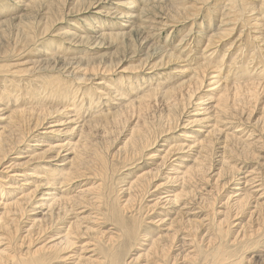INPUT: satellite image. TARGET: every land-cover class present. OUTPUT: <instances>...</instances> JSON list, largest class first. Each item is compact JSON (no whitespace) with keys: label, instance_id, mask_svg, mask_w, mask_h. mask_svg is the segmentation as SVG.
Wrapping results in <instances>:
<instances>
[{"label":"rangeland","instance_id":"obj_1","mask_svg":"<svg viewBox=\"0 0 264 264\" xmlns=\"http://www.w3.org/2000/svg\"><path fill=\"white\" fill-rule=\"evenodd\" d=\"M0 1H1L0 12H3L5 10V13H0V61L1 58L4 56L8 55L9 57H14L18 55L19 52H23L22 53L23 55L20 54L22 56L19 58L21 59L20 64H24L21 67L23 69L31 68L30 62L37 60L36 58H44V57L56 59L57 60L56 62L59 65H61V63H65L66 60L67 62H69L73 58V61L69 62V64L72 65L73 63H75L76 66L80 64V66L83 68H86L85 66H87V68H90L93 66V64H95L96 67L98 65L101 66L106 63L109 65L113 62L115 67L118 66L117 67L118 69L115 67L112 69V71L115 69L114 70L115 72L114 71L108 72L107 75L100 74L93 78L92 73H89V78L92 79L91 80L92 82L90 81L84 84L82 88L81 89L79 88L80 90L76 92V94L79 97V103L80 102L81 103L79 107L73 110L74 112L73 115L77 120L79 119L80 121L86 122L90 120L92 116L98 115L108 109L112 110V112L116 110L118 111L119 109H122L126 106V104L129 102V99L131 101H137V100L140 101L141 99H143L144 97L142 98V96L144 95V92L150 90L149 88L154 90L160 87L162 88L164 87V85L166 87L168 82L173 83L174 81L175 82L179 81L181 79L180 78L181 76L175 77L173 76V74L169 75V77L165 79L166 78V74H164L166 73L165 69L168 70V69H172L173 67H176L173 66V64L166 63V65L162 68L160 67V68L152 69L154 65L160 63L159 60L161 61V58L159 57V53L156 51V47L157 48L158 46L163 47L162 45H164V42H166V40L170 41L169 43H165V45L168 44L167 50L171 51L170 53L176 52L177 56H179L181 60L185 61L183 64L190 65L189 63H191L193 67V71H194V65L196 64H204L205 62L208 65V70H206L205 72L203 71L199 72L201 73L198 79L201 81L200 84L197 83L198 80L191 82L175 96L177 102H179L180 104L186 103L187 101L192 99L191 104L188 103L189 105L187 106L186 111L184 112H182L181 110L179 111V117H176L174 120L171 119L168 120L171 112V108H169L170 102H167V100L163 99L160 96V92L156 95L157 97L155 96L145 97V99H147L148 101L147 110L140 111L139 108L140 104H136V106L133 107L134 109L130 108L129 111L125 110L121 114L120 118H122V120L120 119V122L116 123L111 120L112 122L110 123L103 122L101 123V125L99 124L98 128H96L97 126L95 127L96 129L92 128V131L89 129L91 131L90 133L91 141L89 140V138L88 140L92 155H89L90 158L88 159L90 161L94 159L93 161L96 162V157L94 158L93 155L94 151H96L100 157H103L105 161V165L107 167V174L105 175V180H103V185H106V188H108L106 189L105 193L111 196V198L113 199L112 201L115 200L117 201L118 198L117 204H121L120 202L124 199L125 195H127V193L124 190L128 189V187L132 182L137 181L143 175L149 173L153 174L151 176L152 178L149 183V188H151L150 193L144 195H137V200L135 202L136 205H134L135 206L134 208H136V213L137 211H139V213L142 216V217L137 216L139 217L137 218V220L141 222L142 227H144L147 230L149 229L148 231L155 233V234H151L149 238L152 237L157 238L158 235L160 236L162 230H165V228L160 226L159 223L156 221H158L160 218H164L165 220H168L170 218L174 219L177 216L175 214V211L179 212V210H181L180 215L183 216H180L179 219L182 223L188 226L187 229L189 234L191 235L190 237H187V240L184 239V241L186 240L187 242H191L189 244L190 245L193 244L192 247L196 248V249L193 248L195 249L193 250L192 248L188 247L189 248L188 252L189 253L192 252L191 254H193L194 256L193 259H195V264L198 263L210 264V262L211 264H227V261L219 263L218 259L221 254L232 255L231 258L230 255L225 256L226 258L227 257L229 258L228 261L230 260L233 261L234 259H236L233 257V254L231 252L235 248V246L233 245L235 242H237V239L239 237L244 236L245 234H248L250 231L253 230L254 227H257L256 228L257 231L262 230L260 226L259 227L257 226L259 225L257 222L258 216L256 214H253L252 216V213L254 210L256 211V212L254 211L255 213H258V211H260L259 209L260 207H258L257 210L255 209L257 201L260 203H264V87H259L260 89L256 90V95L252 96L254 99L252 98L247 99L246 95L250 93V90L248 89L244 91L236 92V93H241L239 99H241L243 103L240 104L235 103L233 97L230 99V101L228 100L226 104L228 107L225 109L228 115L225 110L223 111V113L222 112L220 113L218 107L216 108L215 101H213L211 98H207L204 101L205 105L200 107L199 109L200 112L199 111L195 112V110H196V104L200 103L198 102V100H200L204 96L206 91L210 89L209 87L210 82L212 80H215L213 79V75H211V73L215 70V68L218 67L217 65H219L220 63L223 62L226 64L221 73V76L223 77L221 83L224 84L227 83L231 85V87H237L239 85L242 86L248 85L249 83L253 82L251 79L249 80V76H251V73L253 74L256 73V71L250 72L249 69L252 70V68H255L260 70V67L264 62L263 61L264 56L262 55V53H264V42H263L264 24H262L264 22L263 19L264 15L263 14L260 15L258 10L251 12V10L257 8V5L255 4L256 1L237 0V3L233 9L231 7L233 5V0H221V1L210 0L209 2L203 4L202 7L201 5H198L199 8H197V6L193 3L194 2L193 0H189L188 2L191 5L188 2H185L187 7L195 6V8L197 9L194 13H191L189 19L187 20L188 22H186L187 23L186 24L183 21L182 22L180 21V23H175L177 16L171 8V5H173L172 2H174L175 4V1L173 0H134V4L136 5L134 9L135 10L137 9V11L143 10L144 11L143 15L139 16L138 18L139 21L136 20L137 18H135L136 20L135 31L132 32L131 35H127V37L121 35L122 37L119 36L117 38L111 35H113V33L116 34V33H121L123 31L121 30L119 31L118 29V27H120L121 25L120 22H122V20L117 18L116 14H118L120 11L123 12L126 11V9L124 8L122 9L120 7H117V4L125 0H39L34 4V6H25L21 2L22 0L20 1L14 0L15 2L12 0H0ZM32 1H36V0H28V4H30ZM228 2L229 4H227ZM20 5L21 7L22 6L23 7L21 8ZM247 10L251 13H249ZM95 12H97L98 14L96 15ZM239 12L241 14H238ZM229 14L230 16L231 15L232 16L230 17ZM241 15L244 16V19L243 16ZM255 19L259 21V22L257 21L258 26L256 25ZM221 20L223 21V23L225 22V24L221 23L222 22ZM89 23H91L93 27H90ZM252 23L254 24L252 25ZM106 24L111 26V28L113 29L102 30V27L103 26L105 27ZM142 26L143 27L145 26V30H142V28L140 29V27ZM146 27H148L149 29ZM255 27H258L261 30ZM89 28H93V31L89 32L86 30ZM214 28L216 29L214 30ZM139 29L140 31H137ZM67 31L70 32L66 36L65 33ZM185 32L189 34V36L184 38L185 40L181 42V39H183ZM104 33L105 35H103ZM169 34H171L172 38L170 37L169 39H167V36ZM218 35L220 36V38L218 37ZM103 36H107V37L105 38ZM213 38L215 41L211 43ZM216 39L218 40L221 39V40L220 41L217 40L216 42ZM70 44L73 45V48L70 46ZM212 44L214 46H212ZM149 46H151L152 48L149 49ZM187 46L188 47L190 46L189 48L192 51ZM154 49L155 51L152 52ZM74 50L77 51L78 53L74 52ZM213 52L215 53L216 56L214 55ZM146 53H150V54L146 55ZM223 57L225 59H223ZM16 59L17 58H11V60H16ZM196 59L198 60L196 61ZM87 61H89V63ZM236 61L238 64L240 63L241 65L239 64L238 66V64L235 63ZM25 62L27 63V65H25ZM115 62L117 63V65ZM242 63L245 66L249 65L247 68L248 70L247 69L242 70L241 68V66L243 67ZM229 64L232 66H230ZM233 64L235 66H233ZM0 65H5V64L2 61L0 62ZM133 67L138 68V70L136 71L135 68ZM38 70H42V67L38 68ZM123 70H125V72H123ZM259 70L257 71V73H260L262 71ZM246 71H248V73ZM39 73L40 72H37V74L22 73L23 75H19L17 78H10L9 81L12 80L16 86L17 84H19V86H17L19 88L16 90V92H14L13 96L9 99H5L7 97L4 98V93H3L4 90L2 89L4 88L5 92L6 90L8 91L9 89H12L13 82L8 81L4 83L2 82V80H4L3 78H5L6 76L5 75H2L4 77L0 76V102L3 103V105H1L0 103V106H3L0 109H6V111H10L11 109H15L18 103L19 105L16 108L20 107L21 105L24 106L25 104L29 106L35 103V100L39 98L40 92L43 95L42 96L43 99L47 97L52 98L53 97L52 95H54V90L49 92L50 94L47 93L46 91L43 93L42 91H39L40 86L43 85V82H41L40 78L42 77L44 81V78L47 77L46 75L45 77L38 75ZM33 75L36 76L34 77ZM158 75H160L161 79L164 77L163 79H165V81L164 80H160V82L156 80L148 81L149 78L152 79L153 77ZM55 76L52 79H57L58 81L52 80V82L53 84L54 83L56 84V85L54 84L55 86H58L60 85V82L64 83V81L66 79H69L70 78L69 76L71 75L65 71H62V74L60 73ZM135 78H137L136 81L133 80ZM260 78L261 79H257L256 82H261L264 84V75H261ZM101 79H104L103 83H105L104 85H102L103 89H100L101 88L100 87L98 90H95L94 85H96V83L99 82V80ZM226 79H228V81ZM144 80L146 82L148 81L147 85L142 84V81ZM236 80H238V83ZM110 82L112 84H116L118 82L120 83L117 84L116 87L114 86V89L111 91L110 88L106 86L107 84H110ZM26 83L28 84V87H30L32 90L29 89L27 85H25ZM130 83L133 85H130ZM151 84L153 86H151ZM156 85H158L157 88ZM140 87L143 88L145 87L144 88L145 90L139 89ZM33 88L35 89L33 90ZM54 89L56 90L57 88L54 87ZM115 90L118 91L121 90L124 93V96H122V98L119 97L116 98L117 100L114 103H108V99L103 98L101 95L102 92L105 94H107V92L108 94L111 92L117 93ZM142 90L144 91L143 93H141ZM26 93L28 95L36 94L35 99L26 98L28 99L26 100L24 96V98L17 100L18 97L17 95L19 94H21L20 96L27 95ZM232 93L235 94V92ZM242 93L244 94V96H242ZM234 94L232 96H234ZM50 95L52 97H49ZM87 95L90 96L87 97ZM110 95L113 97L112 94ZM5 96L7 95L5 94ZM10 99H13L14 101L12 102V100ZM24 99L26 103L23 102ZM19 100L22 101L23 104ZM137 111H139V113ZM5 112H3L2 114H5ZM140 112H142L141 117H140ZM91 113H95V114H91ZM196 113H198L199 115L198 118L202 119L203 121L200 126H197L196 124H191V125L189 124L190 118L195 117L194 115H197ZM4 117H6V114L4 115ZM86 117H88V119ZM2 118L3 117H1L0 115V119ZM179 118H180V121L178 122L179 126L175 128L177 125V120ZM60 119H62L61 122L62 126L59 127H63L64 124L68 123L67 119L63 117L55 118L54 120L51 121V123H55ZM144 122H146V124ZM51 123L49 124L51 125ZM214 124L220 126L219 128L223 130V133L222 134L218 133L217 135L213 136L214 138L213 141H215L214 142L215 144L212 143L207 151L201 153L202 154L201 157L205 161L203 162L205 167V174L203 176H195L188 184L190 186V189L188 190L187 193L189 194L188 197L189 198L192 197V199L194 198V200L189 203L183 202L182 206L178 209L173 208L170 205L164 207L163 205L160 204V202L157 201H159L161 198H163V200L165 201L166 200L165 198H167V194H166L167 191L170 192L171 190L173 192V193H169L171 195L180 192L179 185L181 182L178 177H181V172L186 170L185 166H187V164L188 166L192 165L191 161L196 159L195 156L198 149L196 147L190 148L191 150L187 149L188 145H191L192 140L194 139L193 138L184 139L181 138L180 135L183 134V132H188L189 134H191L193 132L192 130H194L195 133L198 132L197 135L194 134L195 137H197V139H200L201 141L207 135L206 132L212 130L211 127ZM50 125H46L44 128L40 129L38 133H35V136L40 135L39 137H43V134H39V133H44L46 131H50L51 129L56 130L54 127H52V125L51 126ZM94 125L95 124H93V126ZM77 127H79V125ZM135 127H143V128L152 127L153 128V129L151 128L152 134H156L158 135V137H161L159 140H157L158 142L156 145L148 148L145 152L146 153L145 155L151 153L152 156H146V157L144 156L139 161H136L135 159L137 156L129 157V155H131L130 148L129 150L127 148H124L127 142L131 140L130 134ZM62 133L63 132H60V137L62 139H65ZM232 134H234L235 136ZM227 135H229L230 138L227 139V141H225L224 139L228 137ZM233 136L235 137V140H233L234 138ZM45 138L44 139L41 138V139L46 140ZM68 138L69 136L67 137V139ZM59 139L60 138H56V140ZM67 139L62 142H66ZM78 139H79V135L77 136V140ZM128 139L129 141H127ZM37 140L38 139L36 138L33 140L34 142H30V143L36 145L37 142L35 141ZM53 140L54 138H52V141ZM37 144L39 145V148L36 149L37 151L36 153H39L40 149L45 147L44 146L45 144L44 143H37ZM162 145H166V146H162ZM169 148L176 150L175 152L176 156L174 155V157H172L170 161L167 160L166 163H164L163 156L166 154ZM183 148L185 149L183 150ZM120 149H122L123 151L122 150L119 151ZM25 151L30 152L31 149H26ZM204 153L206 156L204 155ZM65 154L66 152H62L60 157H56V155H54L53 159L51 160L52 161L51 166L62 165L63 162L61 161L63 160ZM29 157H30L29 153L24 154L21 159V162L27 161ZM181 157L182 159L184 158L183 160H186L183 165L180 163L179 158ZM12 158H15V156L13 155ZM9 159L10 158H7L6 161L9 164L0 169L1 172L6 173L5 175L11 174L8 173L7 170H4V168H7L8 166H10V164L14 162L13 160L8 162ZM38 164H43V161H39ZM35 172L36 171H32L30 173L33 174ZM35 174L37 175V173ZM1 175L4 174H0V176ZM14 179L20 181L17 183L23 189L20 191L21 193L24 192L30 193L33 190H35L34 188L36 187V184H35V180L32 179V177L27 178L29 180L27 183H24L25 182L23 181L25 180L24 177H16ZM167 179L170 180V182H168ZM252 179L253 181L250 182V180ZM3 181L10 182L9 179ZM84 183L85 181L83 180H81L80 182H76L72 187V189L70 190L69 197H72L74 198V200L79 201L81 199V195L79 192L87 188L85 187L86 185H84ZM87 183H93L95 187H98L100 184V182L96 181L95 179H89ZM162 183L163 184L165 183L166 190L163 189L157 190L156 187ZM4 184L5 183L2 182L0 183V185L2 186ZM18 185H16L15 188H17ZM256 185L258 186V188H256L257 187ZM57 186L60 187V185ZM110 186L113 187V188L111 187L113 189L112 191H109L111 190L109 188ZM59 187H55V188H59ZM43 191L44 190H40L41 193ZM41 193H39L38 195H40ZM83 193L85 195L86 194L89 195V199H91L94 196L93 193H88V192L87 193L83 192ZM64 194L65 193H61L60 195H58V197H63ZM246 195L247 197L249 196V200L251 201V202L249 201L247 205L249 209L245 207L244 210L247 211H245L244 213H242L241 211L240 213L239 210H241L240 209L241 202L243 201L242 199H244ZM14 196L15 195H13L12 198H14ZM239 200L241 201L240 203H238ZM156 202L158 206H155ZM186 203H187L186 209H183ZM249 206L252 208H250ZM85 211L87 212L83 216H86L88 218L96 217V208L89 207L88 209H85L80 212H85ZM168 212L171 214H169ZM167 214L169 215L167 218H165ZM127 217L129 219H132L131 215L129 214L127 215ZM27 218L29 217L27 216L24 219V222H22L21 229L25 228L26 226L30 228L29 222L26 220ZM153 218H155V221L152 222ZM182 218L183 220H185L184 222ZM198 219L201 221L203 225V229H202L203 231L200 229L201 231L200 232L198 231L197 238H195L194 236L196 235V230L194 229L196 228L194 227L196 226H194V224ZM199 220L197 222H200ZM91 226H95L97 230L100 228V230L102 231H106V230L111 231V225H108L109 226L108 227L106 224L105 227V225L101 226L100 224L93 223L91 224ZM220 230L224 231L226 234L222 238L218 234ZM35 231L33 232V234L36 235L35 236L31 235L32 240H34L32 245L39 247L43 245L45 241L43 242V239L41 240L38 239L37 232L35 233ZM185 232H187V230ZM253 233L254 232H250L249 234H253ZM16 235H17L15 239L16 243L14 244L15 251L26 252L28 250L27 249L28 245L30 244L26 242H29L30 239L25 238L26 235L24 233H21V231H18ZM212 236H214V238ZM242 238H240L239 240H241ZM200 240L202 242H200ZM78 241L79 242L76 245L77 248L74 249L73 251L74 253H72L71 255L75 254L76 251H78L86 244L93 245V242H90L91 238H84ZM210 241L213 243L211 244ZM199 244L201 245V247ZM9 245L10 242L8 243V240L7 241L3 240L1 247L2 249L6 247L8 248ZM146 245H148L147 242H145V248ZM33 246H31V248ZM207 246H209L208 247L209 249L207 248ZM90 248L93 249V247ZM11 249H12L11 251H13V248ZM198 249L202 250V253L199 256H198L199 253ZM210 249L211 251H209ZM215 252L217 253V255ZM79 253L82 252L79 251ZM83 253L84 254H81L82 256L86 255L87 257H89L92 255V253L91 254L87 252H83ZM257 253L262 256L264 255V241L261 244V247L260 246L258 247ZM197 258L198 259L201 258V259L198 260ZM7 262L10 261L7 260ZM243 264H247V261L245 260Z\"/></svg>","mask_w":264,"mask_h":264},{"label":"bare ground","instance_id":"obj_2","mask_svg":"<svg viewBox=\"0 0 264 264\" xmlns=\"http://www.w3.org/2000/svg\"><path fill=\"white\" fill-rule=\"evenodd\" d=\"M12 1H14V0H12ZM18 1H20V0H18ZM38 1L39 0L32 1L30 4H28V0H22L21 2L25 6H34V4ZM173 1H175V4H174V2H172L173 5H171V8L177 16L175 23H180V21L181 22L183 21L186 23V22H188L187 20L189 19V16L191 15V13H194L196 11V9L199 8L198 5H201V7H202L203 4L209 2L210 0H193L194 2L193 1L192 2L197 6V8H195V6L194 7L193 6L187 7L185 2H188L189 0H173ZM255 1H256L255 4L257 5V8L251 10V12L258 10L260 15H262V14L264 15V0H255ZM8 2H10V1H8ZM229 2L227 4H229ZM22 3H20V4H22ZM236 3H237V0L236 1L233 0V5L231 6L233 9H234V6L236 5ZM249 3H250V1H249ZM180 5H183V6H180ZM2 6H4V5H2ZM209 6H210V4H209ZM217 6H218V4H217ZM0 7H1V3H0ZM20 7H21V5H20ZM117 7H120L122 9L123 8L126 9L125 12L120 11L118 14H116V17L121 19L122 22H124V23L120 22L121 25H120V27H118L119 31L121 30L123 32L116 33V34L113 33V35H111V36H113L115 38H117L121 35L127 37V35H131V33L135 31V22H136V20H138L139 16L143 15L144 11L143 10L137 11V9L136 10L134 9V7H136V5L134 4V0L133 1L125 0L123 2H120L119 4H117ZM251 8H253V7H251ZM208 9H210V8H208ZM224 9H226V8H224ZM137 12H138V15H137ZM240 12L238 14H241ZM251 12H249V13H251ZM0 13H5V10L3 12H0ZM209 13H210V11H209ZM95 14L97 15L98 13L95 12ZM196 15H197V13H196ZM251 15H253V14H251ZM229 16H230V14H229ZM241 16H243V15H241ZM135 18H137V19L135 20ZM235 19H236V17H235ZM243 19H244V16H243ZM235 21H237V20H235ZM257 21L258 20H256V25L258 26ZM221 23H223V21ZM228 23H229V21H228ZM95 24H96V22H95ZM223 24H225V22ZM240 24H241V22H240ZM253 24L254 23H252V25ZM262 24H264V22ZM89 26L93 27V25L91 23H89ZM229 26H231V25H229ZM103 27H102V30L113 29L108 24H106V26L104 28ZM138 27H139V25H138ZM261 27H263V26H261ZM141 28H142V30H145V26L140 27V29ZM146 28H148V27H146ZM255 28L260 29L258 27H255ZM140 29L137 31H140ZM215 29L216 28H214V30ZM86 30L91 32V31H93V28H89ZM69 32L70 31H67L65 33V35L67 36V34H69ZM96 33H99V32H96ZM255 33H257V32H255ZM216 34H218V33H216ZM220 34H222V33H220ZM103 35H105V33ZM188 36H189V34H187L185 32L183 39H181V42H183L185 40L184 38H186ZM103 37L106 38L107 36H103ZM170 37H171V34H169L167 36V39H169ZM218 37L220 38L219 35H218ZM214 38L212 39L211 43H213L215 41ZM217 40L218 39H216V42H217ZM220 40H218V41H220ZM99 42H100V40H99ZM169 42H170L169 40H166V42H164V45H162L163 47H159V46H158V48L156 47V51L159 53V57L161 58V61L159 60L160 63H157L156 65H154L152 67V69L160 68V67L162 68L166 65V63L167 64H169V63L173 64V66H176V67H173L172 69H168V70L165 69L166 70V73H164V74H166L165 79H167L169 77V75L173 74V76H175V77L181 76L180 77L181 79L179 81H177V82L174 81L173 83L168 82L167 86L165 87V85H164V87H162V88L161 87L157 88L158 85H156L157 89H154V90H152L151 88H149L150 90L145 91V92L142 90L141 93L144 92V95L142 96V98L143 97L144 98L141 99L140 101L139 100L131 101L129 99V102L126 104V106L124 108L119 109L118 111L116 110L114 112H112V110H110V109L105 110L98 115L92 116L91 119L86 121V122L80 121L79 119L77 120L75 118V116L73 115V113H74L73 110H75V108L79 107L80 103H81V102L79 103V97L76 94V92H78L84 84H86L92 80L91 78H89V73H92L93 78L96 77L97 75H100V74H102V75L106 74L107 75V73L111 72L112 69L115 67V65L113 64L114 62L109 64V65L107 63L103 64L101 66L98 65L97 67L95 66V64H93V66L90 68H87V66H85L86 68H83L80 66V64L78 66H76L75 63H73V62H72L73 64L70 65L69 62L73 61V58L71 61L67 62V60H66L65 63H61V65H59L56 62L57 61L56 59L44 57V58H36L37 60L30 62L31 68L23 69L21 67L24 64H20L21 59H19L23 55L22 54L23 52H19V54L14 56V57H9L7 55V56H4L1 58L0 62L3 61V63L5 65H0V76L5 75L6 76L5 78L8 79L7 80V79L3 78L4 80H2V82L6 83L9 81L10 78H17L19 75H23L22 73H30V74L35 73V74H37V72H40L38 75H41L44 77L46 75L47 77H45L44 81H43L42 77L40 76L41 77L40 80H41V82H43V85L40 86L39 91H42V93L45 91L47 93H49L52 90H54V95H52L53 97L51 95L49 96L52 98H48L47 96H45L47 98L43 99V97H42L43 95L40 92L39 93L40 96L38 94L39 98L35 100V103H33L29 106L27 104L22 106L21 105L22 101L19 100L21 102L20 103L21 106L18 108H16L19 105V103L17 101L18 104L15 107V109H11L10 111H6V109H0V115H1V117H3L2 119H0V121L4 120V121L0 122V169L9 164L6 162L7 158L11 159L13 157V155L15 156V158H12L11 160L9 159V161H8V162H10L13 160L14 162L12 164H10V166H8L7 168H4V170H7L8 173H11V174L5 175L6 173H3L0 171V174H4V175L0 176L1 177L0 183L2 182V183L6 184V185L4 184L3 186L0 185V264H195V259H193L194 256H193V254H191L192 252H190V253L188 252L189 248L193 249L195 247H192L193 244L192 245L189 244L191 242L186 241L187 237H190L191 235L188 232V229H187L188 226L185 225L184 223H182L179 219L180 216H183V215H180L181 210H179V212L175 211V214L177 216L174 219L170 218L168 220H165L164 218H160L158 221H156L159 223L160 226L165 228V230H162L160 236L158 235L157 238H155V237L149 238V236L151 234H155V233L148 231L149 229L147 230L144 227H142L141 222L137 220V218H139L137 216H141L139 211H137V213H136V208H134L135 207L134 205H136L135 202L137 200V195H144V194L150 193L151 188H149V183H150L151 178H152L151 176L153 175L152 173H149V174L145 173L146 175H143L137 181L132 182L130 184V186L128 187V189L124 190L127 193V195H125V197L122 201L120 200L121 204H117L118 198H117V201L116 200L112 201L113 199L111 198V196L108 195L107 193H105L106 189H108V188H106V185H103V180H105V175L107 174V167L105 165V161H104L103 157H100L99 154L96 151H94L93 155H94V158L96 157V162L93 161L94 159H92V161H90L88 159V158H90L89 155H92V152L90 150V144H89L90 133L92 131V128H94V129L98 128L99 124L101 125V123H103V122H105V123H108V122L110 123L112 121H114L116 123L120 122V119L122 120V118H120L121 114L125 110L129 111V109L136 106V104H140L139 105L140 111L147 110V107H148L147 102L148 101H147V99H145V97H148V96L157 97L156 95L160 92V96L163 99L167 100V102H170L169 108H171V112H170L168 120H170V119L174 120L176 117H179V111L180 110L182 112L187 110V106L189 104H191L192 99H190L186 103L180 104L179 102H177L175 96L181 90H183V88H185L189 83L197 81L200 77V74H201L199 72H201V71L205 72L206 70H208V65L205 62H204V64H196V65H194V71H193V67H192L191 63H189L190 65L183 64L185 61L181 60V58L179 56H177L176 52L170 53L171 51L167 50L168 44L165 45V43H169ZM95 43H97V42H95ZM51 44H52V41H51ZM204 44H206V43H204ZM97 45H99V44H97ZM70 46L73 48V45L70 44ZM153 46H155V45H153ZM212 46H214V45L212 44ZM150 48H152V47L149 46V49ZM216 50H217V47H216ZM154 51H155V49L152 52H154ZM40 52H42V51H40ZM74 52H77V51L74 50ZM218 53H219V50H218ZM20 54H22V55H20ZM147 54H150V53H146V55ZM188 54H189V51H188ZM214 55H215V53H214ZM262 55L264 56V53H262ZM100 57H101V55H100ZM147 57H149V56H147ZM11 58H17V59L11 60ZM153 58H154V55H153ZM58 59H60V58H58ZM223 59H225V58L223 57ZM197 60L198 59H196V61ZM255 60H256V58H255ZM145 61H146V59H145ZM234 61H235V59H234ZM87 62L89 63V61H87ZM22 63H24V62H22ZM88 63H85V64H88ZM235 63L238 64L237 61ZM239 64H238V66H239ZM246 64H249V63H246ZM25 65H27L26 62H25ZM96 65H97V63H96ZM116 65H117V63H116ZM225 65L226 64L223 62L220 63L219 65H217L218 67L215 68V70L211 73V75H213V79H215V80H212L210 82V85H209L210 89H208L206 91V93L204 94V96L200 100H198V102H200V103L196 104L195 112H198L200 107L205 105L204 101L207 98H211L213 101H215L216 108L218 107V110H220L219 112L223 113V111L228 107L226 105L228 100L230 101V99L232 97L234 98L235 103H237V104L243 103V101H241V99H239V96L241 93H236V92H240V91H244V90L248 89V90H250V93L248 95H246L247 99L248 98L254 99L252 96L256 95V90H259L260 89L259 87H264L263 83L256 82L257 79H261L260 78L261 75H264L263 74L264 73V62L260 67V70H262L260 73H257V71L259 69H255L252 67H251L252 70L249 69L250 72L256 71L255 74L251 73V76H249V80L251 79L253 82L249 83L248 85H244V86L239 85L237 87H231V85H229L227 83L226 84L221 83L223 80L221 73H222ZM242 65H243V63H242ZM230 66H232V65H230ZM233 66H235V65L233 64ZM248 66L249 65H246V66L243 65V67L241 66V68H242V70H246L248 68ZM40 67H42L43 71L38 70V68H40ZM117 67H115V68H117ZM133 68H135V67H133ZM198 69H201V70H198ZM135 70L137 71L138 68H135ZM62 71L69 73L71 76H69L70 78L66 79L64 81V83L60 82V85L55 86L56 84L54 83L55 84L54 85L52 80H57V79H52V78H54L55 75H58L60 73L62 74ZM123 72H125V70H123ZM246 72L248 73V71H246ZM150 75H152V74H150ZM2 77H4V76H2ZM125 78H127V77H125ZM163 78L161 79L160 75H158V76L153 77L152 79L149 78L148 81H152V80H156L159 82H160V80L165 81V79H163ZM133 80L136 81L137 78H135ZM226 80L228 81V79H226ZM10 81H12V80H10ZM15 81H16V79H15ZM25 81H26V79H25ZM103 81H104V79L99 80V82H97L96 85H94L95 86L94 89L98 90L100 87H101L100 89H103L102 85L105 84V83H103ZM148 81L146 82L144 80V81H142V84L147 85ZM227 81H225V82H227ZM236 81L238 83V80H236ZM200 82H201L200 80L197 81L198 84H200ZM27 83L25 85H27V87H28ZM37 83H39V82H37ZM119 83L120 82H118L116 84H112L110 82V84H107L106 86L109 87L110 90L112 91L114 89V86L116 87L117 84H119ZM152 84H151V86H153ZM12 85L14 87L12 86V89H9L8 91L6 90V92H5L4 88L2 89V90H4L3 91L4 98L7 97L5 99L11 98L13 96L14 92H16V90L19 88V87H17V86H19V84H17V86H16L13 82ZM130 85H133V84L130 83ZM53 86L57 89L55 90ZM154 87H155V85H154ZM28 88L31 89L30 87H28ZM144 88L140 87L139 89H144ZM22 89H23V86H22ZM25 89H27V88H25ZM34 89L35 88H33V90ZM115 91L117 93L111 92L108 94V92H107V94H105L102 92L101 95L103 98L108 99V103H114L117 100L116 98H118V97L122 98V96H124V93L121 90H119V91L115 90ZM232 92H235V94ZM21 93H23V92H21ZM30 93H31V91H30ZM5 94L7 96H5ZM110 94H112L113 97ZM233 94H234V96H232ZM20 95L21 94L17 95L18 96L17 100L24 98V96H25V99L26 98L35 99V97H36L35 96L36 94H30V95L27 94V95H22V96H20ZM83 95H85V94H83ZM89 96L87 95V97H89ZM242 96H244L243 93H242ZM2 97H3V95H2ZM25 99L23 100L24 103H26ZM10 100H12V102L14 101L13 99H10ZM26 100H28V99H26ZM244 100H246V99H244ZM90 101H91V99H90ZM154 101H156V100H154ZM29 102H30V100H29ZM31 102H33V101H31ZM47 102H49V103H47ZM89 104H92V103H89ZM1 105H3V103H1ZM2 107L3 106H0V108H2ZM3 112H5L6 117H4L5 114H2ZM93 112H94V110H93ZM137 112L139 113V111H137ZM144 112H143V115H144ZM88 113H90V112H88ZM226 113H227V111H226ZM91 114H95V113H91ZM196 114L197 115H194L195 117L190 118L189 124L190 125L196 124L197 126H200L203 121H202V119L198 118V116H199L198 113H196ZM141 115H142V112H140V117H141ZM227 115H228V113H227ZM62 117L66 118L68 121L67 124L63 125V127H59V126H62L61 125L62 119L58 120L55 123H51V121L54 120L55 118H62ZM86 118L88 119V117H86ZM217 119H218V117H217ZM179 121H180V118L177 120V125L175 128H177L179 126L178 125ZM49 123H51L52 127H54L56 130L51 129L50 131H46L44 133H39V134H43L44 138L46 136V138H45L46 140H42L44 138L39 137L40 135L35 136V133H38L40 131V129L44 128L46 125H50ZM144 123L146 124V122H144ZM220 123H221V121H220ZM222 123H223V121H222ZM93 124H95V125L93 126ZM217 124H214L211 127L212 128L211 131L206 132L207 135L201 141H200V139H197V137H195V135H197L198 132L195 133L194 130H192L193 131L191 133L192 135L189 134L188 132H183V134L180 135V137L184 138V139H192V138L194 139V140H192V144L188 145L187 149L191 150L190 148L196 147L198 150H197V153L195 156L196 159L191 161L192 165L188 166V164H187V166H185L186 170L181 172V177H178L180 179V182L182 183V184L180 183V185H179L180 186L179 187L180 192H178L177 194L171 195L169 193H173V192L171 190H170V192L167 191L166 192L167 198H165L166 200L164 201L163 198H161L159 201H157V202H160V204L163 205L164 207H166L167 205H170L173 208L178 209L182 206L183 202L189 203V202L194 200V198L192 199V197H190L191 198L190 199L188 197L189 194H187V193H188V190L190 189V186L188 184L195 176H203L205 174V167L203 164V162H205V161L202 159L201 153H203L204 151H207L210 148L212 143L215 144L214 143L215 141H213V139H214L213 136L217 135L218 133L219 134L223 133V130L220 129L219 128L220 126H218ZM78 125H79V127H77ZM139 126H140V123H139ZM143 127H135L131 131V134H130L131 140L129 141V139H128L127 141H129V142H127V144L125 143L126 146L124 147V148H127L128 150L130 148V150H131L130 154L131 155H129V157H136L137 156L135 158L136 161L141 160L144 156L145 157L146 156H152L151 153L145 155L146 154L145 152L148 148L156 145L158 142L157 140H159L161 138V137H158V135H156V134H152V129H153L152 127H151L152 129L149 127L148 128H143ZM104 131H105V129H104ZM60 132H63L62 135H64L65 139H62L60 137ZM157 134H159V133H157ZM50 135H52V136H50ZM78 135H79V139L77 140ZM153 135H154V137H153ZM232 135H234V134H232ZM68 136H69V138L67 139ZM227 136L228 137H226L225 139L223 138L225 141H227V139L230 138L229 135H227ZM49 137H51V138H49ZM36 138L38 140L35 142L45 144L44 145L45 147L40 149L39 153H36L37 152L36 149L39 148V145L37 143H36V145L33 143H30V142H34L33 140ZM52 138H54L53 141H52ZM56 138H60V139L56 140ZM88 138H89V140H88ZM66 139H67L66 142H62V141H65ZM233 140H235V137L233 138ZM54 141H56V142H54ZM218 141H220V140H218ZM29 144H32V145H29ZM162 146H166V145H162ZM26 149H31V151L27 152V151H25ZM184 149L185 148H183V150ZM94 150H96V149H94ZM121 150L122 149H120L119 151H121ZM62 152H66L63 160L61 161V162H63V164L58 165V166L57 165L51 166V164H52L51 160L53 159L54 155H56V157H60ZM175 152H176V150L169 148V150L163 156L164 163H166L167 160L170 161L172 159V157H174ZM26 153H29V156H30L29 159L27 161L21 162L23 155ZM120 154H121V152H120ZM204 155H205V153H204ZM182 157L179 159H180V163L183 165L186 160H183L184 158L182 159ZM39 161H43V164H38ZM34 165H36V166H34ZM33 166H34V169H33ZM182 169H183V167H182ZM16 170H19V171H16ZM200 170H202V171H200ZM32 171H36L35 173H37V175L35 173L31 174L30 172H32ZM12 173H13V175H12ZM27 173H30V174H27ZM13 177L14 178L24 177L25 178V180H23V181H25L24 183H27L29 181L27 178L32 177V179L35 180V184H36V187L34 188L35 190H33L30 193H25V192L21 193L20 191L23 189L17 183L20 181L15 180ZM178 178H177V180H178ZM8 179L10 180V182L3 181V180H8ZM89 179H95L96 181L100 182L99 186L95 187L93 183H87L89 181ZM253 179L250 180V182H252ZM81 180L85 181L84 185H86L85 187H87V188L84 189L86 191L82 190L79 192L81 195V199L79 201H76V200H74V198L69 197V193H70V190L72 189V187L74 186V184L76 182H80ZM168 182H170V180H168ZM16 185H18L17 188H15ZM57 185H60V187ZM22 186H23V184H22ZM55 187H59V188H55ZM111 187L112 186L109 187L111 189L109 191L113 190L112 189L113 187L112 188ZM156 188H157V190H161V189L166 190L165 189V183L160 184ZM256 188H258V186ZM40 190H44V191L41 193ZM83 192L93 193L94 196L91 199H89V195H87V194L85 195ZM39 193H41V194L38 195ZM61 193H65L64 196L58 197V195H60ZM13 195H15L14 198H12ZM115 195H116V193H115ZM115 199H116V196H115ZM240 200L238 203H240L242 200L243 201L241 202V207H240L241 210H239V211H240V213H241V211H242V213H244L245 211H247L244 209H245V207H247V205L250 201L249 196L247 197V195H246L244 199H242L241 201ZM157 202H156L155 206H158ZM187 203L184 205L183 209H186ZM161 205H159V206H161ZM235 205H237V204H235ZM89 207L96 208V217L95 218H92V217L88 218L86 216H83L87 211L80 212V211H83L85 209H88ZM258 207H260L259 208L260 211H258V213H255L256 211L254 210L255 212L253 211L252 216H253V214H256L258 216L257 222L259 225H257V226L258 227L260 226L262 228V230L257 231V229H256L257 227H254L253 230L250 231V232H254L253 234H249L250 233L249 232L248 234H245L244 236H242L243 238L239 237L237 239V242H235L233 245L236 248V249L234 248L235 250L233 249L234 253L231 250L233 257L236 259H234L233 261L232 260L228 261L229 258L228 257L226 258L225 256H229L230 254L229 255L228 254L227 255L221 254L219 259H218L219 263L227 261V264H243V262L246 260L247 264H264V255L262 256V255L257 253L258 247L259 246L261 247V244L264 241V210H263L264 209V203H260L257 201L255 209L257 210ZM250 208H252V207H250ZM128 214L131 215L132 219H129L127 217ZM169 214H171V213H169ZM169 214H167L166 217L165 216L164 217L167 218ZM27 216L29 218H27L26 220L29 222L30 228H28V226L25 225L26 227L21 229V224H22V222H24V219ZM182 220H183V218H182ZM198 220H196V223H195L197 225L194 224V226H196V227L193 226L194 228H196V229H194V230H196V235L194 236L195 238H197L198 231L200 232L203 229V225H202L201 221L199 220L200 222H197ZM153 221H155V218L152 219V222ZM184 221L185 220H183V222ZM93 223L94 224L95 223L100 224L101 226L105 225V227H106V224H107V226L111 225V231H107V230L102 231V230H100V228L97 230L95 228V226H91V224H93ZM19 227H20V229H19ZM112 229H113V231H112ZM35 230H37V231H35ZM184 230L185 231L187 230L188 233L185 232ZM18 231H21V233H24L26 235L25 238L30 239L29 242H26V243H30L28 245V248H27L28 250L26 252L25 251H15L14 244L16 243L15 239L17 236L16 233ZM34 231H35V233L37 232V235H38L37 238L38 239H40V240L43 239V242L45 241L43 243V245H41L39 247L32 245L34 240H32L31 235H34L33 234ZM214 231H217V230H214ZM218 234L221 236V238L226 235L225 232L221 231V230ZM209 236H211V235H209ZM212 237L214 238V236H212ZM84 238H91L90 242H93V245L92 244H86L82 248H80L78 251H76L75 254L71 255L72 253H74L73 252L74 249L77 248L76 245L79 242L78 240H81ZM200 238H202V237H200ZM240 238H242V239L239 240ZM184 239H186V240L184 241ZM3 240H5V241L8 240V243L10 242V245L8 248L6 247V248L2 249L1 244H2ZM202 241H203V239H202ZM202 241L200 240V242H202ZM145 242L148 243V245H146V248H145ZM210 243L212 244L213 242L210 241ZM31 246H33V247L31 248ZM90 247H93V249ZM200 247H201V245H200ZM208 247L209 246H207V248ZM11 248H13V251H11L12 250ZM215 248H216V246H215ZM195 249H193V250H195ZM88 250H90V251H88ZM79 251H81L82 253H79ZM209 251H211V249ZM83 252H87L89 254L92 253V255L89 257H87L86 255L82 256L81 254H84ZM198 252H199L198 253V256H199L202 253V250L198 249ZM193 253H196V252H193ZM216 255H217V253H216ZM208 257H209V255H208ZM231 257H232V255H230V258ZM200 259H198V260H200ZM208 259H210V258H208ZM7 260H9L10 262H7ZM210 264H211V262H210Z\"/></svg>","mask_w":264,"mask_h":264}]
</instances>
